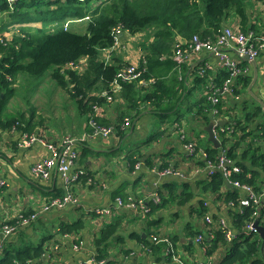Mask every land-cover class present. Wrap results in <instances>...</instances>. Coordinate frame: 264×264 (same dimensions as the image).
Returning a JSON list of instances; mask_svg holds the SVG:
<instances>
[{
  "label": "crops",
  "instance_id": "0c3cea01",
  "mask_svg": "<svg viewBox=\"0 0 264 264\" xmlns=\"http://www.w3.org/2000/svg\"><path fill=\"white\" fill-rule=\"evenodd\" d=\"M248 12L251 23L249 30L256 31L257 35H264V0H249ZM85 20V25L87 22L88 26L87 18ZM227 24L240 26L241 18L233 14ZM155 35L154 28L137 33L123 29L113 46L100 49L98 61L104 65L124 66L127 63L143 65L146 62L145 47L154 41ZM178 41L185 42L181 38H178L176 43ZM174 52L175 47L171 54L157 58V63L153 64L154 71L151 72L153 76L137 82L136 87L142 89V93L151 94L155 90V81L159 80L156 87H159L160 99H156L155 95L152 99H139L141 94L137 92L133 95L132 102H128L122 93L120 94L122 91H117L114 92L111 101L99 106L100 111L97 115L103 121L116 123L124 112H130L134 117L130 118L132 120L130 127L124 128L126 133L123 140L116 134L109 138L96 136L87 138L77 145L80 156L74 170L82 169L86 174L73 188L80 204L52 207L38 215L31 224L19 226L0 244L2 246L0 257L10 248L23 250L43 246L44 254L28 260L26 264H99L97 259L96 262H92L98 254L93 245L95 235L101 227L113 219L122 217L120 234L124 236V241L118 240L117 237L111 239L108 259H113L115 264H157L153 248L148 245L153 243L154 235L151 234L149 237L148 231L146 232L149 227L147 214L120 207L118 210L114 208L112 216L103 218L94 214L93 209L100 206L113 207L116 196L140 197L158 190L168 194L169 183H175L176 191L181 193L185 182L190 183L196 196L184 205L170 202L169 206L161 209L159 213L161 235L168 237L170 234L179 235L178 250L187 264H216L226 255V248H218L212 254H207L206 249L196 241L197 236L193 238L188 235L189 223L205 229V221L198 213L201 200L207 206V213L214 218L211 227L217 225L221 217L226 219L230 227L232 215L237 212L238 207L230 205V200L225 199L229 185L223 187L220 193H201L198 180L209 178L205 164L201 165L198 162L204 159L200 154H190L185 144L187 141H193L200 150L216 147L209 139L207 130L209 123L215 121L214 131L222 145L217 126L223 127L230 120H238L255 107L263 109L264 48L256 58V66L244 57L239 59L243 72L241 76L232 79L234 90L221 95L219 105L222 104V109L226 111L223 114L221 109L217 113L214 111L216 105L208 96L210 85L216 83L218 74L226 70L221 68L219 57L206 49L198 52L184 47V61L179 62ZM231 55L238 58L233 50ZM79 65L80 68H72L85 70L88 66V57H83ZM66 68H70V65L64 66L62 70ZM51 79L56 81L52 72ZM55 84L57 85L56 82ZM73 85H70L71 90ZM97 93L92 91L89 96ZM80 98L81 95L78 97L72 95L74 117L70 123L65 121L66 119L64 123L46 119L44 125L39 124L40 126L32 132L49 140L83 135L89 129V118L87 114L81 112ZM53 103L59 110L60 101ZM170 103H175V106L168 110L171 107ZM201 111L203 113H200ZM205 116L209 118L206 119ZM178 118L180 121H177ZM222 121H226L225 124H220ZM231 130L233 131L232 128ZM22 133V130L17 128L2 130L0 133V229L3 223L14 221L20 213L36 211L50 198L63 196L66 191L60 173L54 172L50 178L43 179L32 172V165L37 160L49 156V150L40 142L20 145ZM239 135L240 132L236 137L230 134L232 142L239 140L237 137ZM123 145L126 149L120 152ZM129 153H132L133 158H138L137 162L141 163L139 168H136L135 164L130 170L126 165ZM153 163L154 165L168 163L166 166L175 168L184 176H161L153 170ZM239 195L243 196V193L239 192ZM81 217L86 222L81 232H60L62 225L73 223ZM245 231L247 232L246 228ZM139 234L142 238H148L149 243L138 240ZM79 241H82V245L77 248L75 245ZM187 244L193 245V250L185 246ZM163 253L164 264L178 263L168 260L167 247Z\"/></svg>",
  "mask_w": 264,
  "mask_h": 264
},
{
  "label": "trees",
  "instance_id": "16d2710c",
  "mask_svg": "<svg viewBox=\"0 0 264 264\" xmlns=\"http://www.w3.org/2000/svg\"><path fill=\"white\" fill-rule=\"evenodd\" d=\"M248 4L249 0H0V130L16 127L22 132H32L43 123L42 120L34 121L32 114L26 118L24 112L14 113L8 107L7 103L11 94L19 90L17 81L20 77L22 79L21 74L39 77L51 70L59 85L69 88L71 95L76 97L81 95L79 107L82 114H87L89 118L94 111V106L104 105V102H109L108 95L114 94L112 82L122 65H104L98 61V55L100 49L114 45L116 41L114 29L117 26H122L124 30L132 33L149 28L155 29L154 41L145 47L146 62L140 65L144 69L143 77L150 78L153 76L151 72L154 71L153 64L157 63V58L171 54L178 38L185 41V48L188 47L187 43L194 35H199L202 39H215L218 30L228 23L233 14L241 18L240 28L246 32L250 31ZM5 15L9 17L8 21L5 20ZM68 16L75 19L87 18V32L79 33L70 30L66 26ZM16 22L19 25L15 26ZM32 22H41V25H29ZM11 25L15 27L10 28ZM12 31L11 37L5 35L6 32ZM83 57H88V66L85 70L79 71L71 66L62 70L64 66L71 63L79 64ZM243 63L246 62L243 61ZM230 76L231 71L220 72L215 81L216 86L222 87ZM139 80L141 79L123 83L120 94L122 93L126 101L132 102V97L137 92L141 94L139 99H152L153 95L156 99L161 98L158 95L159 87H156L159 85V80L155 81V90L151 94L142 93V89L136 87ZM71 84H74L72 90ZM92 91L98 93L89 96ZM170 104L171 107L168 110L175 106V103ZM216 108L221 109V114L226 113L222 109V104H217ZM32 109L35 111L34 107ZM129 114L130 112L121 113L116 122L118 124L116 136L121 137V140L126 133L121 127L122 122L128 116L131 119L134 117ZM205 118L209 117L205 116ZM97 119L104 124L112 123L108 120L103 121L99 116ZM177 121H180V118ZM228 123V126L226 124L223 127L217 126V131L222 138L221 147H211L206 150L210 157L216 160L220 152L225 149L228 157L234 159L242 168L241 173H233L232 176L253 185L256 190H262L264 187V110L255 107L247 111L245 116L242 115L240 119L230 120ZM238 132H240L237 136L239 140L232 142L230 134L236 137ZM196 149L199 153L198 146ZM137 160V157L133 158L132 153L128 154L126 165L130 170ZM198 162L201 165L205 164L202 159ZM167 164L157 165L165 168ZM197 183L202 194L220 193L223 187L230 186L225 199L237 202L241 197L239 189L228 183L223 171L218 168L209 178H202ZM174 185L175 183H169L168 194L158 190L161 195L160 202L147 200L150 211L146 215L149 226L146 232L148 231L149 237L152 234L160 239L169 238L175 248V254L180 255L185 261L178 250L179 235L162 236L159 230L161 220L159 213L163 207L169 206L170 202L184 205L196 196L189 182L184 183L181 193L176 191ZM206 212L207 206L201 200L198 213L204 219ZM255 212H257L256 215H254ZM232 216V227H230L236 236L234 241L227 239L226 229L216 226L206 230L189 223L188 235L195 238L198 234H202L203 240L200 245L206 249L207 254H212L218 248L227 249L226 255L216 264H264V241L258 233L245 231L247 223L252 218L264 223V207L260 209L250 204L244 206L242 211L237 209ZM121 224L122 217L113 219L101 227L95 235L93 245L98 252L97 260L107 259L111 264H115L113 259H108L110 257L108 247L114 237L124 241V236L120 234ZM85 226V219L81 217L73 223L62 225L60 232L79 233ZM137 237L138 240L149 243L148 238H142L140 234ZM163 241H159L158 244L154 241L148 244L153 248L157 264H164L163 250L168 248V242ZM185 246L191 250L194 247L191 244ZM43 254V246L28 247L23 250L10 248L0 257V264H26L28 260ZM166 257L169 261H175L173 253H168Z\"/></svg>",
  "mask_w": 264,
  "mask_h": 264
},
{
  "label": "built area",
  "instance_id": "2783aa9c",
  "mask_svg": "<svg viewBox=\"0 0 264 264\" xmlns=\"http://www.w3.org/2000/svg\"><path fill=\"white\" fill-rule=\"evenodd\" d=\"M123 27L117 26L114 29L116 41L120 33H122ZM115 41V43H116ZM188 47L194 51L209 50L215 56L220 59V66L222 69L231 71V76L223 83L222 87H217L215 83L210 85L208 91V96L210 100L217 105L221 101V95L227 91H233L232 79L239 76L243 72V68L240 64L239 59L248 55L250 59H256L260 54V51L264 48V35H257L254 31H244L239 25L233 26L226 24L216 34V38H206L202 39L199 35H194L188 41ZM184 45L185 42H177L175 45L174 56L177 61H184ZM235 51L238 58L231 55V51ZM71 67L80 68L79 64H70ZM144 69H142L136 63H127L122 66L116 73V77L112 82V91L117 92L122 90V85L125 82H129L134 79H143ZM107 94V92H104ZM109 101L113 99V94L108 95ZM100 111L99 106H94V111L88 119V124L90 130H87L81 136H65L59 140H49L45 136L39 135L36 132H23L19 141L20 145H29L32 143L40 142L47 146L49 150V156L37 160L32 165V172L37 176L48 179L52 176L54 172L61 174L64 185H65V195L50 198L44 205L33 212L20 213L14 221H8L2 224L0 229V244L5 242L10 235L16 231L21 225H29L35 221L42 212L49 211L52 207H65L68 204L79 205V197L74 192L73 188L75 184L80 181L82 176L86 175L82 169H75L77 165L80 151L78 144L83 142L87 138H94L96 136H102L104 138H109L114 136L118 130V124H104L98 121L97 114ZM214 111L219 112L218 108H214ZM132 120L126 117L121 124L122 128L130 127ZM12 130H16L13 127ZM2 130H0V133ZM197 144L193 141H187L185 144L186 149L192 155H199L204 159L205 168L207 169V174L209 176L213 175L215 169H221L225 178L228 180L233 187L239 189L243 193L237 202L235 200H230L229 204L238 207L239 211L243 210L244 206L254 205L258 206L260 209L264 207V187L262 190H256L253 185L249 183H244L239 179H235L232 175L233 173H241L242 168L236 164L235 160L228 157L227 152L223 149L214 160L210 157L206 149L199 150L196 149ZM140 162L136 163V168L140 167ZM153 170L156 171L161 176L166 175H176L183 177V173L172 167L160 168L158 165L153 166ZM152 199L155 203L161 201V195L158 191H154L152 194L140 197H127L116 196L114 199L113 207H95L93 209L94 214L99 217H109L114 214V210H118L120 207L125 209H132L142 211L147 214L150 211L147 200ZM115 208V209H114ZM257 212L254 213L256 215ZM257 219L252 218L246 225L247 232L259 233L257 228L254 226V222ZM259 220V219H258ZM205 229H211V225L214 223V218L206 212L204 216ZM259 224L264 225V223L259 221ZM216 227H221L226 229V236L229 241H232L235 234L232 229H230L225 218H219ZM154 241H167L168 242V252L173 253V259L179 264H187L180 255L175 254V248L169 238L160 239L158 236H153ZM203 240V235L198 234L196 241L201 243ZM80 242V243H79ZM76 243L75 247L79 248L82 245V241ZM2 246H0L1 248ZM94 258V257H93ZM96 262V258L92 259V262ZM99 264H111L107 259L97 260ZM21 264V263H16Z\"/></svg>",
  "mask_w": 264,
  "mask_h": 264
},
{
  "label": "rangeland",
  "instance_id": "374dc122",
  "mask_svg": "<svg viewBox=\"0 0 264 264\" xmlns=\"http://www.w3.org/2000/svg\"><path fill=\"white\" fill-rule=\"evenodd\" d=\"M66 26L69 29L77 31L79 33L87 32V22L85 25V19H73L72 16H68ZM5 20H9V17L5 15ZM72 20V21H71ZM15 26L19 25L18 22L14 23ZM10 26L14 28L15 26ZM29 25L40 26L41 22H32ZM12 32H6L5 35L11 37ZM1 37V35H0ZM51 70L46 71L43 75L31 76L29 74H21L22 79L17 81L19 82L18 91H15L11 94L8 107L10 111L17 113L18 111L24 112L26 118H29L30 115H34V121H43V125L46 121L53 120V122L58 123L61 121L64 123L67 121L70 123L73 120V105H72V95L69 92V88H64L57 81V85L54 80L51 79ZM24 77V78H23ZM71 88V86H70ZM60 101V109L58 110L54 107V101ZM35 108V111L32 108ZM64 128H67L64 126ZM126 149L123 145L120 149V152H123Z\"/></svg>",
  "mask_w": 264,
  "mask_h": 264
},
{
  "label": "water",
  "instance_id": "95a60500",
  "mask_svg": "<svg viewBox=\"0 0 264 264\" xmlns=\"http://www.w3.org/2000/svg\"><path fill=\"white\" fill-rule=\"evenodd\" d=\"M244 58L246 60H249L251 61L255 66L257 65L256 63V59H250V57L248 55L244 56ZM263 105V104H262ZM263 109H264V105H263ZM226 121H222L220 122V124H225ZM216 125V122L215 121H211L209 123V126L207 127V130L209 132V139L214 143V145L216 147H220L221 146V142L220 140L218 139V137L216 136V133L214 131V127ZM254 226L257 228L262 240L264 241V225H261L259 224V220L257 219L255 222H254ZM192 242V241H191Z\"/></svg>",
  "mask_w": 264,
  "mask_h": 264
}]
</instances>
